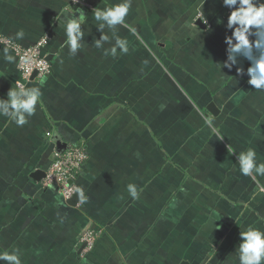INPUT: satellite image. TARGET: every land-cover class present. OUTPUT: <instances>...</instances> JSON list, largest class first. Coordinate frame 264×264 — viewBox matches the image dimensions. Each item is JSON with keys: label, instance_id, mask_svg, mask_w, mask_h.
<instances>
[{"label": "crops", "instance_id": "1", "mask_svg": "<svg viewBox=\"0 0 264 264\" xmlns=\"http://www.w3.org/2000/svg\"><path fill=\"white\" fill-rule=\"evenodd\" d=\"M87 1L0 0V33L24 45L47 35L52 62L51 74L24 85L42 94L28 122L0 115V251L19 249L22 264H236L240 230L264 229V174L244 176L237 161L252 148L264 164V91L237 66L217 65L227 59L230 10L222 0H131L125 21L136 34L117 25L129 51L112 57L111 44L95 47L92 9L122 0ZM80 10L84 47L71 55L57 19ZM240 62L246 72L250 62ZM21 80L0 45V98ZM78 142L88 152L76 178L87 200L73 206L31 173ZM159 178L178 187L187 178L189 192L150 194ZM86 228L99 232L88 252Z\"/></svg>", "mask_w": 264, "mask_h": 264}, {"label": "clouds", "instance_id": "2", "mask_svg": "<svg viewBox=\"0 0 264 264\" xmlns=\"http://www.w3.org/2000/svg\"><path fill=\"white\" fill-rule=\"evenodd\" d=\"M222 6L230 10L226 28L231 30V35H226L224 39L227 59L217 65L222 73L223 68L231 71L237 66V75L246 74L249 77L247 81L249 85L255 90L264 91V0H222ZM130 7L131 0H122L120 3L106 5L103 9L98 7L92 9L94 18L98 22L97 30L100 32L95 47L103 48L106 43L111 44L110 48L105 49V55L116 57L118 53H128V42L116 34V26L122 25L136 34V29L125 21ZM76 13H64L57 19L58 26H62L65 30L67 37L65 43L71 55H75L84 47L82 25L85 24L87 17L83 10ZM106 28L112 33L111 36L105 32ZM17 38H23L22 31L17 33ZM47 39L48 37L45 36L39 43L46 44ZM140 42L144 43L142 39ZM240 58L250 62L246 72ZM41 95L38 87L27 88L18 83L15 88L7 92V99L0 98V115L8 117L17 126H23L28 122V117L34 115ZM206 123L218 140L224 139L211 120H206ZM227 151L232 154L237 153L230 144L227 145ZM237 161L244 176H252L254 171L264 174V164H257V153L252 148L237 153ZM261 191L264 192V188H261ZM127 192L133 200L139 199L140 194L136 184L129 183ZM77 193L82 197L81 203L87 200L82 188H78ZM215 222L213 223L216 225ZM239 236L240 242L235 249L234 257L236 264H264V229L249 226L240 230ZM0 261H4L5 264H22L20 250L0 251Z\"/></svg>", "mask_w": 264, "mask_h": 264}, {"label": "built area", "instance_id": "3", "mask_svg": "<svg viewBox=\"0 0 264 264\" xmlns=\"http://www.w3.org/2000/svg\"><path fill=\"white\" fill-rule=\"evenodd\" d=\"M72 4L88 6L87 0H68ZM47 36V35H45ZM43 36V37H45ZM30 45H24L8 36L0 33V45L10 49L17 59V68L21 74L22 80L19 84L25 85L32 79L44 78L52 72V62L45 53L47 43L41 45L39 41ZM88 159V152L84 144L68 146L64 151L55 150L53 157L45 170V176L42 179L46 187H55L65 200L73 197L78 189L76 178ZM80 242L84 244V251L88 252L94 248L96 242V231L86 228L80 237Z\"/></svg>", "mask_w": 264, "mask_h": 264}, {"label": "rangeland", "instance_id": "4", "mask_svg": "<svg viewBox=\"0 0 264 264\" xmlns=\"http://www.w3.org/2000/svg\"><path fill=\"white\" fill-rule=\"evenodd\" d=\"M167 179V177H165ZM151 180V179H150ZM159 184L155 185L150 183L149 184V193L150 194H156L157 190L160 192L163 191L165 194H169L170 196L174 193H178L179 190H177L178 188L180 189V193L182 194H186L189 192L188 187L186 185H188V181L187 178H185L183 180V183L181 184V187L179 186H170L169 184H167L166 182H164L165 180H163L162 178H159ZM170 203L169 199L167 201H165V206L167 207L168 204ZM183 210V209H182ZM99 232H96V236ZM1 264H5L4 261L1 262Z\"/></svg>", "mask_w": 264, "mask_h": 264}, {"label": "water", "instance_id": "5", "mask_svg": "<svg viewBox=\"0 0 264 264\" xmlns=\"http://www.w3.org/2000/svg\"><path fill=\"white\" fill-rule=\"evenodd\" d=\"M197 23L200 25V26H205L202 19H198L197 20ZM36 75V73H34V75L32 76V78H34ZM215 105L213 103H211V105L209 106V109L211 111H213L215 113ZM54 141L58 144V146L61 144V141H62V138L60 137H57V138H54ZM31 176L34 177L35 179H40L42 177L45 176V171H42V170H35L33 173H31ZM82 197H80L78 195V193L76 192V194L71 197L70 199L67 200L68 203H70L71 205L73 206H76L80 201H81ZM84 245H82V248H83Z\"/></svg>", "mask_w": 264, "mask_h": 264}, {"label": "trees", "instance_id": "6", "mask_svg": "<svg viewBox=\"0 0 264 264\" xmlns=\"http://www.w3.org/2000/svg\"><path fill=\"white\" fill-rule=\"evenodd\" d=\"M80 143H75V145H79ZM66 148H58L59 151H64Z\"/></svg>", "mask_w": 264, "mask_h": 264}]
</instances>
